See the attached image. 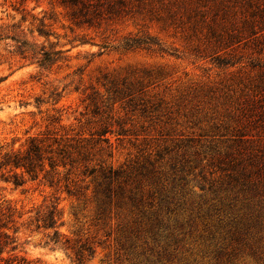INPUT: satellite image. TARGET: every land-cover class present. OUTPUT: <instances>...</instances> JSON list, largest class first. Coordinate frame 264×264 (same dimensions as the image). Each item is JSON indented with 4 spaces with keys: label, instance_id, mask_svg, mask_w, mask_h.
<instances>
[{
    "label": "rangeland",
    "instance_id": "1",
    "mask_svg": "<svg viewBox=\"0 0 264 264\" xmlns=\"http://www.w3.org/2000/svg\"><path fill=\"white\" fill-rule=\"evenodd\" d=\"M21 1L0 0V27L20 23L27 42L63 53L40 68L14 41L0 40L1 152L47 130L80 145L85 160L68 174L76 195L65 187L57 195L64 236L104 241L84 264H145L146 256L157 264H264V166L255 167L264 161L258 121L264 114L239 112L243 94L264 72V40L218 41L229 27L222 11L215 16L223 0L200 6L146 0L136 12L90 29L71 26L54 0ZM16 7L28 12L25 22ZM44 15L52 16L46 19L52 35L27 33L31 16ZM82 35L93 43H79ZM132 38L154 43L126 48ZM83 164L95 171L83 175ZM41 177L18 187L0 180V206L10 204L26 219L55 193ZM105 183L120 207L102 227L92 218ZM132 194L140 198L137 207ZM142 211L154 213L164 229L157 241L133 237L131 246L124 238L129 229L150 225L137 220ZM47 233L19 226L18 254L31 264H77L46 245Z\"/></svg>",
    "mask_w": 264,
    "mask_h": 264
},
{
    "label": "trees",
    "instance_id": "2",
    "mask_svg": "<svg viewBox=\"0 0 264 264\" xmlns=\"http://www.w3.org/2000/svg\"><path fill=\"white\" fill-rule=\"evenodd\" d=\"M146 0H54L56 5L64 10V17L71 26L79 28H99L110 20L124 18L125 16L136 12ZM176 1V0H174ZM203 0H190L194 6H200ZM23 2V0L21 1ZM15 11L24 13L21 18V23L27 19L26 9L16 7ZM222 11L220 18L229 24L225 28V33L217 34L218 41L227 39L228 46L238 43L242 40L249 41L255 46L259 45L261 40H264V0H223L218 3V8L215 10V16ZM43 17L37 18L31 16V28L27 29V33H37L38 36L45 39L52 35L51 24L46 23ZM54 20V19H53ZM37 25L34 27L33 23ZM21 24H11L0 27V40L11 39L16 43L17 52L23 58L29 56L34 59L40 68H47L61 58L63 50L53 49L50 44L49 49L36 42H27L25 38V29L20 28ZM19 30L15 32V29ZM35 29V30H34ZM79 43H93L91 37L82 35L76 39ZM154 42L144 41L140 38H132L125 41L126 48L147 46L148 48ZM101 48H106L109 43L102 42ZM219 64H232L231 60H218ZM251 93H244L242 106L239 112L243 117L250 118L258 114H264V72H261L255 82L251 83ZM58 122V119H56ZM55 120V121H56ZM259 123L261 128H264V117L260 116ZM256 122V119H255ZM74 140L68 134L59 135L55 131L47 130L38 135L28 136L25 143L18 149L1 152L0 147V180L12 183L14 186H23L29 179L37 180L41 178L54 189L55 193L49 199L44 198L43 201L32 208L27 213H30L26 219H23L25 213L18 212L15 207L10 204L0 206V264H31L24 255L18 254V238L16 233L19 226H24L31 232L48 231L46 234V245H52L53 248L64 250L73 261L77 264H84L95 253L96 245H100L102 240H89L88 238L70 239L64 236L59 227L62 224L61 211L59 208L58 191L65 187L66 192L71 195H76V190L72 188L69 182L68 174L72 167L79 162L85 160V156L80 151V145L71 142ZM78 140H76L77 142ZM76 153V156H74ZM82 155V156H81ZM77 156H81L77 158ZM255 163V162H254ZM256 168L264 166V161L256 162ZM63 168V175L59 171ZM19 170V171H17ZM95 170L83 164V175H90ZM104 179L110 177V170L101 172ZM113 193L108 183L101 189V194L97 197V211L92 222L95 225L101 224L102 227L108 226V220L115 206L119 208V202L113 203ZM132 207H137L140 198L135 194L128 197ZM154 213L142 211L138 217L139 223L145 220L149 222L146 228L136 227L129 229L128 235L124 238L133 245V237L146 238L149 237L154 242L158 240L164 229L163 224L153 217ZM21 220V222H19ZM158 221L156 224L153 222ZM119 226H117L118 228ZM123 228V226H120ZM119 227V229H120ZM102 229V228H101ZM110 230L104 231L105 236L110 235ZM146 243V239L143 240ZM145 252L142 253L144 255ZM145 264H157L156 259L149 256L145 257ZM139 261L136 263L138 264Z\"/></svg>",
    "mask_w": 264,
    "mask_h": 264
}]
</instances>
